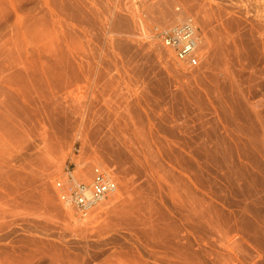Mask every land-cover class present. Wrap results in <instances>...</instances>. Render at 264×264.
Wrapping results in <instances>:
<instances>
[{"label": "rangeland", "instance_id": "1", "mask_svg": "<svg viewBox=\"0 0 264 264\" xmlns=\"http://www.w3.org/2000/svg\"><path fill=\"white\" fill-rule=\"evenodd\" d=\"M66 1L0 0V264H264V0ZM174 8L197 68L141 33ZM95 163L80 217L54 181Z\"/></svg>", "mask_w": 264, "mask_h": 264}, {"label": "built area", "instance_id": "2", "mask_svg": "<svg viewBox=\"0 0 264 264\" xmlns=\"http://www.w3.org/2000/svg\"><path fill=\"white\" fill-rule=\"evenodd\" d=\"M184 18L175 23L174 26L155 23L149 28H141V33L144 35L147 32L152 39L154 38L168 47L180 61L187 64L188 68L193 69L199 67L203 60L197 54V42L200 34L192 18ZM90 173L89 184L76 181L69 170L66 173L68 178L66 185L60 180L55 183L59 189L58 196L61 201L72 206L80 217H85L93 207L116 189L112 173L103 165L93 164Z\"/></svg>", "mask_w": 264, "mask_h": 264}, {"label": "bare ground", "instance_id": "3", "mask_svg": "<svg viewBox=\"0 0 264 264\" xmlns=\"http://www.w3.org/2000/svg\"><path fill=\"white\" fill-rule=\"evenodd\" d=\"M47 1H48V0H47ZM50 1H52V0H50ZM57 1H58V0H57ZM65 1H66V0H65ZM67 1H68V0H67ZM67 1H66V2H67ZM48 3H49V2H48ZM50 3H51V2H50ZM64 3H65V2H63L62 5H63ZM67 3L69 4L70 2L68 1ZM67 3H65V5H67ZM59 4L61 5V3H59ZM50 5H51V4H50ZM62 5L60 6L61 8H63V7L65 6V5H64V6H62ZM46 6H47V5H46ZM52 6H54V5H52ZM52 6H51V7H52ZM67 6H68V5H67ZM71 6H72V5H71ZM191 6H193V5H191ZM191 6H190V7H191ZM48 7H50L49 4H48ZM58 8H59V7H58ZM67 8L70 9V7H67ZM67 8H66V9H67ZM176 8H177V7H176ZM179 8H180V7H179ZM194 8H195V7H194ZM64 9H65V8H63V10H64ZM71 9H74V7H72ZM177 9H178V8H177ZM192 9H193V8H192ZM196 9H197V8H196ZM160 10H162V9H160ZM175 10H176V9L174 8V12H175ZM193 10H194V9H193ZM46 11H47V10H46ZM56 11H58V10H55V12H56ZM66 11H67V10H66ZM70 11H71V10H68V12H70ZM75 11H76V9H75ZM75 11H73V12H75ZM55 12H53V13H55ZM159 12H160V13H159ZM159 12H158V13L161 15L164 11L162 10V11H159ZM47 13H48V15H49V12H48V11H47ZM75 13H77V12H75ZM143 13H144V12H143ZM166 13H167V12H166ZM182 13H183V12H181V10H178V12H175V14H177V16H175L176 18H174L172 21H169V22H166V21H165V22H162V23H163L165 26H174L175 23H178L180 20H183V19H181V17L184 15V13H183V15H182ZM51 14H52V11H51ZM64 14H65V12H64ZM68 14H72V12H71V13H68ZM145 14H147V13H145ZM148 14H149V13H148ZM163 14H165V13H163ZM199 14H201V13H199ZM204 14H205V13H204ZM37 15H38V14H37ZM73 15H75V14H73ZM178 15H179V16H178ZM181 15H182V16H181ZM55 16H56V14H55L54 16H52V17L55 18ZM57 16H58V14H57ZM57 16H56V17H57ZM61 16H62V15H61ZM69 16H70V15L67 16L68 18L66 17L67 20H68V19L72 20V16H71V18H69ZM76 16H79V15L76 14ZM164 16H165V15H164ZM200 16H201V15H200ZM49 17H50V16H49ZM52 17H51V18H52ZM58 17H59V16H58ZM73 17H74V16H73ZM184 17H185V18H184ZM184 17H183L184 19H186V18L188 19V18H190L191 16L189 17V15H186V16L184 15ZM51 18H50V19H51ZM66 18H65V19H66ZM76 18H78V19L80 20L79 17H76ZM89 18H90V17H89ZM152 18H153V17H152ZM191 18H193V17H191ZM63 19H64V18H63ZM78 19H77V20H78ZM164 19H166V17H165ZM53 20H54V19H53ZM55 20H56V19H55ZM192 20H194V19H192ZM202 20H203V19H202ZM59 21H61V23H62V21H64V20H61V19L59 20V19H58V22H59ZM84 21H85V20H84ZM87 21H88V20H87ZM64 22H65V21H64ZM69 22H70V21H69ZM71 22H72V21H71ZM56 23H57V22H56ZM154 23H155V22H154ZM160 23H161V22H160ZM50 24H51V23H50ZM54 24H55V23H54ZM62 24L64 25V23H62ZM66 24H67V23H66ZM143 24H144V23H143ZM143 24H142V25H143ZM145 24H146V23H145ZM150 24H151V23H150ZM195 24H196V23H195ZM152 25H153V24H152ZM58 26H59V25H58ZM75 26H76V25H75ZM202 26H203V25H202ZM205 26H206V25H205ZM36 27H37L36 31H41V30H42V29H40V19H39V18L37 19V26H36ZM67 27H69L68 24H67ZM140 27H142V26H140ZM140 27H139V28H140ZM143 27L148 28V27H147V24L144 25ZM143 27H142V28H143ZM69 29H70V27H69ZM56 30H57V29H56ZM58 30H59V29H58ZM58 30H57V31H58ZM70 30H71V29H70ZM139 30H140V29H139ZM52 31H53V30H52ZM68 33H69V32H68ZM38 34H39V33H38ZM59 34H60V33H59ZM66 34H67V33H65V35H66ZM227 34H229V33H227ZM57 35H58V34H57ZM65 35H64V36H65ZM139 35H141V33H140ZM60 37H61V36H60ZM67 37H68V36H67ZM144 37H145V38H150V39H152V38L149 36V34H148L147 32L144 33ZM62 38H63V37H62ZM152 40H153V39H152ZM153 41H156V40L154 39ZM156 42H157V41H156ZM160 44H161V43H160ZM161 45H162V44H161ZM197 45H198V48H197V54L200 55V57H202V59H203V58L205 57V55H203L204 53H202V46H201V45H202V39H201V37H199L198 42H197ZM162 46H163L164 48H166V49L169 51V53H171V54L173 55V57H174V59H175V61H176V64H178L179 67H181V68H185V69H190V68H188L187 64L184 63V62H182V61H180V60L174 55V53H173L168 47H165L164 45H162ZM227 46H228V45H227ZM237 47H238V46H237ZM230 48H231V47H230ZM240 49H241V48H240ZM231 50H232V49H231ZM234 60H235V59H234ZM201 63H202V62H201ZM200 65H201V64H200ZM227 67H228V66H227ZM240 67H241V66H240ZM196 68H197V67H196ZM193 69H194V68H193ZM15 73H16V72H15ZM8 74H10V73H8ZM12 74H13V73H12ZM236 74H237V72H236ZM241 77H242V76H241ZM5 78H6V77H5ZM11 78H12V77H11ZM246 78H247V77H246ZM252 78H253V77H252ZM10 82H11V81H10ZM236 87H237V86H236ZM243 89H244V88H243ZM239 92H240V91H239ZM229 93H230V92H229ZM228 96H229V95H228ZM232 96H233V95H232ZM237 101H238V100H237ZM240 103H241V101H240ZM251 104H252V103H251ZM82 109H83V108H82ZM87 110H88V109H87ZM255 111H256V110H255ZM89 118H90V117H89ZM89 118H88V119H89ZM86 119H87V118H86ZM84 134H85V133H84ZM97 164H100V163H97ZM72 169H73V168H72ZM89 170H90V171H88V173L91 172V170H92V165H90ZM110 172H111V171H110ZM63 173H64V172H63ZM63 173H62V174H63ZM88 173H87V172H84V171H83L82 173H77V172L74 171L73 175L76 174L77 177L74 175L73 178L76 179V181H78V182H81V183H84V184H89V182H90V177H91V173H90V175H88ZM65 174H66V173H65ZM61 176H62V175H61ZM88 176H89V177H88ZM62 177H63V178H62ZM62 177H61V179H57V180L55 179V181H54V186H55V189L58 191V194H59V189H58V188L56 187V185H55L56 181H58V180L63 181V184L66 185V180H68V178L66 177V175H65V177H64V175H63ZM112 177H113V174H112ZM77 178H78V179H77ZM113 178H114V177H113ZM114 180H115V179H114ZM115 183H116V180H115ZM117 189H118V185H117V183H116V189H115V191H114L113 193H116V192H117ZM87 192H89V191H87ZM113 193H112V196H113ZM110 196H111V194H110ZM110 196H109V198H110ZM105 199H106V198H105ZM105 199H104V200H105ZM59 200H60L61 204H62L64 207H66V208H70V209H73L72 206H69V205L63 203V202L61 201L60 198H59ZM104 200H103L102 202H100L99 204H97L95 207H93V209H91L89 212L94 211V209H96V208L99 207L101 204H103V203L106 201V200H105V201H104ZM73 210H74V209H73ZM74 211H75V210H74ZM75 212H76V211H75ZM89 212H88V213H89ZM70 217H71V215H70ZM187 219H188V217H187ZM189 219H190V218H189ZM190 220H191V219H190ZM242 222H243V221H242ZM185 224H186V223H185ZM189 224H190V223H189ZM187 227H190V226L187 225ZM187 227H186V228H187ZM189 232H190V231H189ZM187 243H188V242H187ZM185 246H186V245H185ZM185 249H186V248H185ZM192 250H193V249H192ZM190 252H191V251H190ZM186 255H187V254H186ZM170 263H171V262H170ZM175 264H176V263H175Z\"/></svg>", "mask_w": 264, "mask_h": 264}]
</instances>
